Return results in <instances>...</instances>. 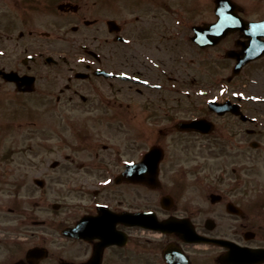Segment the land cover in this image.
<instances>
[{
  "label": "flooded vegetation",
  "instance_id": "flooded-vegetation-1",
  "mask_svg": "<svg viewBox=\"0 0 264 264\" xmlns=\"http://www.w3.org/2000/svg\"><path fill=\"white\" fill-rule=\"evenodd\" d=\"M126 1L127 12L121 9ZM201 1L209 2V18L194 22ZM149 2L0 0V92L11 87L16 98L38 95L43 118L55 117L72 131L70 139L58 132L60 145H87L92 135L89 121L69 122L70 114L114 106L111 99L96 104L91 96L113 93L116 83L136 85L138 92L163 86L138 74L154 65L150 59L168 54L171 16L191 30L189 40L211 56L218 73L213 97L206 99L203 89L179 118L176 106L164 120L154 112L127 149L98 152L76 170L68 165L56 172L61 161L47 155L55 139L46 127L14 128L19 133L0 162V264H91L100 251V264H167L168 245L191 264H221V255L238 246L264 251V0H181L193 2L182 11L168 0ZM221 15L225 20L218 24ZM206 23H213L211 35L194 41L195 25ZM91 48L99 54L89 56ZM99 69L111 75H99ZM63 71L69 74L59 75ZM9 72L33 75L32 91L18 90L5 77ZM22 86L30 88L27 80ZM52 101L57 107L47 108ZM194 120L198 126L180 127ZM36 145L45 150L41 156ZM153 146L158 178H122ZM63 158L75 164L71 154ZM134 212H147L174 230L133 224Z\"/></svg>",
  "mask_w": 264,
  "mask_h": 264
},
{
  "label": "rangeland",
  "instance_id": "rangeland-1",
  "mask_svg": "<svg viewBox=\"0 0 264 264\" xmlns=\"http://www.w3.org/2000/svg\"><path fill=\"white\" fill-rule=\"evenodd\" d=\"M168 1L173 2L171 5L176 9H180V11L183 10L182 8L193 3H178V1L181 0ZM156 2H159V0H150L149 3L154 4ZM200 3L202 4V6H200L201 12L199 9L196 15L197 17L194 18L196 20H192L194 22L206 21L209 18L207 8L209 2L201 1ZM90 4L92 5V3ZM121 6H123L121 9L127 8L125 12L130 11L131 1H126L125 4L121 3ZM92 8L96 9V6ZM103 10L113 9L108 6H103L102 8L97 7L96 9V11ZM60 14L58 9H56V15ZM39 16L42 15L39 14L36 17ZM171 17L172 18H169L168 21L172 34L169 41H167L168 43L166 42L167 48L170 49L168 54H159L153 57L150 60L154 65H149V67L143 66V68H141V73L138 74L153 85H163L160 89L156 87H150V89L143 87V92H138L136 85L131 86L129 83H126V85L123 86L124 84L116 83L115 87L118 88H114L115 90L113 93L107 90L102 96L96 94L90 97L96 104L100 102V99L104 100L103 103H105L106 99H111L114 106L108 108V106L99 107L97 105L95 111L91 113L77 111L75 114L69 115V122L77 121L84 124L89 121L86 127H89L88 129H90L92 135L88 138L89 142L87 145H78V143L75 142H73L75 146L71 145L72 142H69L71 144L68 145L65 143L60 145L58 132L60 131L62 135L68 133V139H70L72 131L69 127L64 129V126L62 127V124L58 122L57 119H54L55 117L48 118L45 116L43 118L41 111L46 107L43 106V102L40 101L38 95H32L30 98L26 96L16 98L14 92H11V87H5L4 90L2 89V95L5 99H0V119H2L0 123V135L2 134L4 138L7 136V138L4 140H2L3 137L0 138V162L7 159L4 158V155L7 154L6 152L9 150L10 146H13L14 139L17 136L16 134L19 133L14 130V128L27 126L35 130L39 128L41 132L44 127H46V129L50 127L49 130L45 129V131L49 136L55 139L51 141V144L55 147L52 149V152H49L47 155L52 157L53 161H61L56 168V172L66 171L64 166L67 167L68 165L71 166L73 170H76L81 161H85L86 163L93 162V158H95V154L98 152L112 151L113 147H115L116 150L124 151L125 148L127 149V145H129L130 139L135 137V133L145 131L143 125H149L147 117L151 114H155L154 112L160 116L168 112L172 114L175 113L172 107L176 106V113H178L176 117L179 118L188 110V101H190L193 96H196L195 94H203V89L206 91V99L213 97L217 85L216 78H218V73L216 72L217 68L215 69L213 65L208 62V58L211 56L207 55L204 51H199L193 41L189 40L191 30H186L184 24H179L177 20L178 17ZM190 17L192 16L190 15ZM182 30L187 31L188 34L185 36L181 35ZM94 52L97 55L99 54L98 51L92 49L87 53L89 56L94 57ZM138 62L140 65V63L144 61L139 60ZM44 69L48 70L46 67ZM63 74L69 73L64 71L59 73V75ZM119 89H121V91H119ZM2 90L0 92V97L2 96ZM195 99H197V97ZM76 100L82 103V100H80L78 96ZM150 101L159 103L160 106L149 107L148 102ZM119 102L123 103L122 107L119 105ZM51 103L54 104L55 101ZM127 104H129V106H127ZM54 107H57L56 104L47 106V108ZM155 108H159V110L155 111ZM26 111L34 112L33 117H29ZM261 115H263V113H261ZM162 117V120L166 119L164 116ZM43 120L45 121L43 122ZM35 136L38 137L37 133H35ZM105 146H110V148L106 150L104 149ZM34 148L39 156L45 153L43 147L41 149L36 145ZM67 154H71V158L75 159V164L67 162V160L63 158ZM16 158L23 159L20 157ZM62 162H64L63 165ZM94 172L96 173V171ZM87 174L89 173L87 172Z\"/></svg>",
  "mask_w": 264,
  "mask_h": 264
},
{
  "label": "water",
  "instance_id": "water-1",
  "mask_svg": "<svg viewBox=\"0 0 264 264\" xmlns=\"http://www.w3.org/2000/svg\"><path fill=\"white\" fill-rule=\"evenodd\" d=\"M129 171L130 170H127L126 173L129 174L128 173ZM144 213H134V216L131 218L132 220L136 221V223H140L141 225H144L146 222ZM158 227H161V224H158ZM263 254L264 253H260L257 250L252 251L247 248H240L239 250H233V252L229 255L222 256L221 261H223L226 264L254 263V261L260 260V257L263 256ZM170 264H173V263L170 262ZM179 264H182V263H179Z\"/></svg>",
  "mask_w": 264,
  "mask_h": 264
}]
</instances>
